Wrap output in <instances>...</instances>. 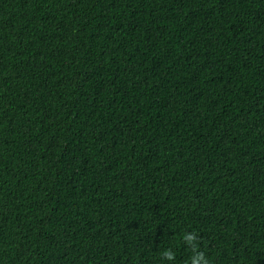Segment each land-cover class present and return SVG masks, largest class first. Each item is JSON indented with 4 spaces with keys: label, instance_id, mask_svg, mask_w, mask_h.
<instances>
[{
    "label": "trees",
    "instance_id": "obj_1",
    "mask_svg": "<svg viewBox=\"0 0 264 264\" xmlns=\"http://www.w3.org/2000/svg\"><path fill=\"white\" fill-rule=\"evenodd\" d=\"M0 264H264V0H0Z\"/></svg>",
    "mask_w": 264,
    "mask_h": 264
}]
</instances>
